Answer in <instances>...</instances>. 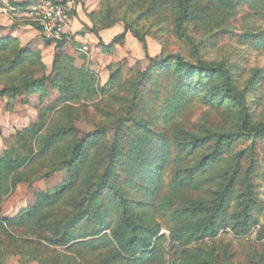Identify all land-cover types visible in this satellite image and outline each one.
Returning <instances> with one entry per match:
<instances>
[{
    "label": "rangeland",
    "instance_id": "obj_1",
    "mask_svg": "<svg viewBox=\"0 0 264 264\" xmlns=\"http://www.w3.org/2000/svg\"><path fill=\"white\" fill-rule=\"evenodd\" d=\"M70 1L79 2L90 21L86 30L104 31L100 49L78 44L71 35L59 48L39 35L26 46L39 54L38 63L25 71L33 77L59 73L58 85L49 79L29 95L0 98V156L12 144L24 153L30 150L24 144H32L38 152L43 138L54 130H72L16 174V187L8 182L0 194L1 220L33 205L38 191L53 192L66 179L72 180L61 199L42 209L30 224L16 227L6 223L0 228V253L7 255L6 264L15 258L20 263L31 261L28 264H39V260L44 264H130L129 257L110 241L111 230L121 219V197L146 202L147 206L131 211L132 219L154 226L164 236L160 258L152 264H176L187 254L209 264H264V134L249 138L240 132L241 109L224 91L223 76L180 73L171 57L180 54L190 62L225 66L228 85L249 103L251 122L264 123V47L251 38L264 35V0H244L240 5L232 0H198L194 11L202 12V18H190L183 25L197 48L175 31L180 11L173 0ZM74 13L72 5L71 15ZM22 18L37 29L29 11ZM128 28L145 38L147 51ZM123 32L126 36L112 43ZM66 43H70V51L65 50ZM61 55L67 57L62 63ZM115 74L119 78L111 83ZM69 76L74 78L72 83ZM6 82L7 76L0 77V89ZM70 88L73 97L59 100L61 91ZM29 127L32 132H25ZM202 138L206 139L202 147L192 149L185 143ZM77 144L83 147L76 148ZM162 144L173 159L160 186L150 192L147 189L155 183L148 181L147 168ZM74 149L76 161L66 166ZM214 152L221 153L220 160L196 179L197 186L170 187L177 170L185 176ZM234 175L230 212L242 211L245 202L263 208L253 210L257 223L250 233L238 236L227 228L185 247L173 243L170 222L159 206L164 195L172 194L171 209L191 203L211 206ZM104 177L115 191L104 183ZM100 185L107 196L98 190ZM95 194L97 209L103 204L114 216L112 228L102 234L105 239L90 247L55 244L53 238L70 222L76 224L72 227L76 234L94 228L89 215L95 207L90 202ZM1 237L8 239L4 243Z\"/></svg>",
    "mask_w": 264,
    "mask_h": 264
},
{
    "label": "trees",
    "instance_id": "obj_2",
    "mask_svg": "<svg viewBox=\"0 0 264 264\" xmlns=\"http://www.w3.org/2000/svg\"><path fill=\"white\" fill-rule=\"evenodd\" d=\"M33 1L34 0H27L19 3L18 6L27 8ZM173 1L176 2L180 11L178 18L176 19L175 31L179 35L186 37L191 46L197 48L198 44H196L190 35L185 34L183 31V25L185 21L190 18H202V12L198 11L196 14L194 11L197 9L194 4L198 0ZM232 1L235 5H240L244 2V0ZM36 27L40 30L38 24ZM129 30L143 44L144 49L147 51L145 38L132 28L127 29V31ZM92 31L98 35L100 30L92 28ZM125 36L126 32L117 35L112 43H118ZM251 38L254 43L264 47V35L256 34ZM63 41L64 40L57 41V47L61 48L64 44ZM107 47L108 49L110 48L109 45H107ZM38 55V53L33 52L29 48L23 47L20 44L19 39L16 37L7 36L0 38V77L7 76L5 87L0 89V98L6 95L10 97L29 95L38 87L45 86L46 83L50 81L49 79H51L52 85L57 84L59 73H55L54 77L45 75H37L33 77L29 71H25V67L38 63ZM171 57L176 61V66L180 73L187 74L188 72H192L194 75H199V77H202V75L223 76L225 78L224 91L229 98H232L239 105L241 109L240 132L249 138L264 134V123L253 124L251 122L250 106L245 97L240 93L234 92L228 85L229 76L225 66L207 64L201 60L190 62L180 54H174ZM66 58V56L61 55L59 62H64ZM157 58L162 59L163 62L166 61L165 58L161 56H158ZM150 59L151 61L154 60L152 57H150ZM56 65L57 62H55V67ZM69 77L68 82L72 83L74 78L72 76ZM118 78L119 76L115 74L111 79V83H115ZM188 85L191 86L193 84L188 83ZM193 87H195L193 90L198 91L196 86ZM71 89L72 88L61 91L59 100L63 101L65 98H72L73 94L71 93ZM25 132H32V127L26 128ZM68 134H72V130L67 127L54 130L50 135L43 138L42 146L38 152H35L32 144H24L25 147L30 148L26 153L22 152L14 144L5 150L0 156V194L3 192L4 187L8 182H10L11 186L16 187L18 185L16 174L27 166L34 157L45 155L62 137ZM185 143L193 149L204 146L206 139H194ZM82 147V144L76 145V148L81 149ZM77 156V149L72 150L71 156L66 162V166H72L75 163ZM220 157L221 153L219 152H214L213 154L206 156L197 167L190 169L185 176L181 174L180 170H177L170 180V187L180 189L182 187L197 186L196 179L205 175L209 168L215 162L220 160ZM172 159L173 157L171 156L169 148L165 144H162V147L158 149L155 158L147 168L148 181H153L155 183L154 186L147 189V191L151 192L155 187L160 186L164 170ZM236 178V175L230 178V183L219 193L211 206L191 203L171 209L173 202L172 194H165L164 199L161 200L159 206L161 207L163 216L170 222L168 226V229L170 230V240L178 246L185 247L195 241L215 237L221 229L230 228L238 236L249 234L253 225L257 223V219L251 215L253 210L258 207V209L262 211L263 208L262 206H254L253 204H249V202H245V208H243L242 211L230 212L229 207L234 201L233 192L236 185ZM103 181L110 187V190H116L112 182L107 178L104 177ZM71 183L72 180L66 179L57 186L53 192L48 190L38 191L33 205L22 209L14 217L1 219L0 228L6 223L16 227H24L30 224L33 217H35L42 209L55 205L61 199L64 192L69 189ZM98 190H101L103 195H108L107 191L103 190V186L100 185ZM97 198L98 194H95L90 199V202L95 206L90 211L89 215L91 218L90 220L94 221V228L89 232L76 234L74 229H72L76 224L74 225L73 222H70L64 226V232L60 236L53 238L54 240L52 241L55 244L64 246L67 244L80 243L83 246L90 247L105 239L102 234L112 228V220L114 216H112L109 211L106 212V206H103V204H101V208L97 209V206H99ZM118 205L122 209L121 219L119 224L112 228L110 241L116 244L124 255L129 257L130 264H152L156 262L160 258V242L164 239V236L160 235L159 230L154 226L139 224L131 217L132 210L137 207H145L147 206V203L121 197ZM3 239H8V237H1L2 242H4ZM6 256L3 257V253H0V264H6ZM29 262H21V264H28ZM38 263L44 264L42 260H39ZM209 263L208 260L200 258L199 256L187 254V256L176 264Z\"/></svg>",
    "mask_w": 264,
    "mask_h": 264
},
{
    "label": "crops",
    "instance_id": "obj_3",
    "mask_svg": "<svg viewBox=\"0 0 264 264\" xmlns=\"http://www.w3.org/2000/svg\"><path fill=\"white\" fill-rule=\"evenodd\" d=\"M24 1L27 0H0V38L7 36L16 37L19 39L20 44L26 47L31 40L38 38L41 32L28 23L27 18H22L24 15L28 14L29 7L22 8L18 6L19 3ZM62 1L72 4L74 11H76V13L72 15V24L68 35H71L78 44L88 43L91 50L94 48L100 49L98 43L100 38H104V31H101L100 34L97 35L93 31L86 30L85 28L90 27V21L85 12L81 10L79 2L76 3V1L70 0ZM70 49V43H66L65 50L70 51ZM12 264L21 263L15 258V262L13 261Z\"/></svg>",
    "mask_w": 264,
    "mask_h": 264
},
{
    "label": "built area",
    "instance_id": "obj_4",
    "mask_svg": "<svg viewBox=\"0 0 264 264\" xmlns=\"http://www.w3.org/2000/svg\"><path fill=\"white\" fill-rule=\"evenodd\" d=\"M41 35L53 42L67 38L72 24V5L62 0H34L28 7Z\"/></svg>",
    "mask_w": 264,
    "mask_h": 264
}]
</instances>
